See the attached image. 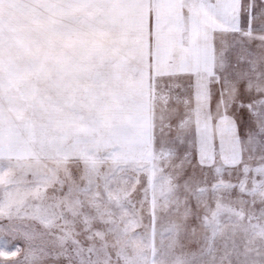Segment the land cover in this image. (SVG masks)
Returning a JSON list of instances; mask_svg holds the SVG:
<instances>
[{
  "label": "snow or ice",
  "instance_id": "obj_1",
  "mask_svg": "<svg viewBox=\"0 0 264 264\" xmlns=\"http://www.w3.org/2000/svg\"><path fill=\"white\" fill-rule=\"evenodd\" d=\"M0 264H264V0H0Z\"/></svg>",
  "mask_w": 264,
  "mask_h": 264
}]
</instances>
